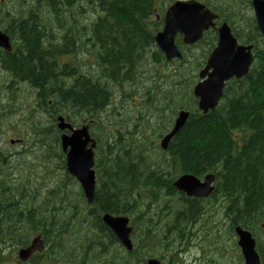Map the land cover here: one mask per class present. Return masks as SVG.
I'll return each instance as SVG.
<instances>
[{
	"label": "trees",
	"instance_id": "trees-1",
	"mask_svg": "<svg viewBox=\"0 0 264 264\" xmlns=\"http://www.w3.org/2000/svg\"><path fill=\"white\" fill-rule=\"evenodd\" d=\"M25 1L6 10L0 0L6 21L1 28L13 44L10 52L0 49V68L33 92L21 108L10 97L14 90L6 87L8 100L0 99V110L4 114L15 107L22 109L19 117L26 126V132L13 129L11 136L21 138L23 144L59 146L53 117L63 113L74 125L88 123L98 138L99 154L100 138L94 125L112 100V87L130 96L125 86L141 82V75L160 60L151 48L153 23L149 19L155 5L161 6L164 0H85L97 14L85 34L60 21L76 0ZM232 2L223 4L237 13L238 4ZM227 16L236 33L244 31V22L234 23L232 13ZM79 35H84V49L94 59L92 63L82 65L77 56ZM198 66L180 63L174 68L180 81L177 88L174 81L164 90L145 88L141 104L148 107L149 119L138 116L145 123L139 131L141 139L133 137L136 123L132 130L127 125L107 130L105 141L100 140L104 158L91 206L85 207L81 192L71 197L62 179L52 184L48 197L37 202L25 185L10 176L12 155L0 149V263L5 262L3 249L26 245L31 233H41L46 250L57 251L70 264H139L138 257L156 245L167 253L160 257L171 264L177 247L202 230L223 247L235 245L236 224L263 235L264 58L256 59L247 76L228 83L220 104L206 114L195 108L191 95V70ZM183 107L190 109V115L164 151L151 135L166 133ZM183 173L215 175L210 203L204 206L202 199H188L175 189L172 182ZM218 210L225 221L215 218ZM104 212L132 216V253L125 252L103 224ZM148 242L156 243L147 247ZM38 263L36 258L34 264Z\"/></svg>",
	"mask_w": 264,
	"mask_h": 264
},
{
	"label": "water",
	"instance_id": "water-1",
	"mask_svg": "<svg viewBox=\"0 0 264 264\" xmlns=\"http://www.w3.org/2000/svg\"><path fill=\"white\" fill-rule=\"evenodd\" d=\"M258 27L261 30L264 55V0L252 1ZM211 15L203 6L196 1H177L170 6L166 12L164 27L157 32L155 40L167 58L179 57L180 53L174 45V37L177 32L184 34L186 43L198 40L203 29L208 27L206 19ZM219 40L217 47L210 54L206 66L200 71V77L207 76L194 87V94L199 97L198 108L203 112L213 108L222 94L224 82L229 78L243 76L248 72L252 57L250 46L243 47L236 44L229 27L224 23L219 29ZM0 46L10 49L8 36L0 31ZM189 113L181 110L176 116L171 130L163 136L160 146L166 149L172 136L183 126ZM58 127L61 130L72 129L70 124L59 116ZM95 140L91 137L86 126L72 129L71 134L61 136V147L66 152V170L79 180L84 195L88 202L94 198V151ZM213 175H206L203 181L196 177L184 174L173 183L175 187L188 196L204 197L212 190L211 183ZM103 221L114 231L121 243L129 250L132 249L129 238L132 228L129 227L128 218L122 215L104 214ZM238 244L240 245L246 264H259V257L254 251V240L247 231L236 228ZM42 245L36 238L26 249H21L18 256L25 260L34 250H41ZM146 264H160L156 259H149Z\"/></svg>",
	"mask_w": 264,
	"mask_h": 264
},
{
	"label": "rangeland",
	"instance_id": "rangeland-1",
	"mask_svg": "<svg viewBox=\"0 0 264 264\" xmlns=\"http://www.w3.org/2000/svg\"><path fill=\"white\" fill-rule=\"evenodd\" d=\"M22 0H1L3 4L7 7L6 10L11 9L15 4ZM30 0H26L28 2ZM82 0L74 1L73 10L75 12L74 17H66V22L69 24L72 19L75 18L76 23L74 28L82 29V33H86L90 30L91 23L96 19L97 15L92 12V9L88 8L86 2L81 3ZM78 7V8H77ZM5 10V9H2ZM3 13L0 12V28L6 25V21L3 19ZM248 15H251V11L248 10ZM45 19H48L50 22L49 16L46 14ZM79 33V32H78ZM83 39V37H82ZM78 58L84 61L87 58V53L84 48L79 49ZM87 61V63H89ZM85 67V66H84ZM83 67V68H84ZM90 71V70H89ZM9 77L4 75V72L0 69V99L5 102L8 100L7 95V86H9ZM16 87L14 92L10 93V97L13 98V102L16 106L21 108L24 107L25 101L30 100L33 96V92L24 85H12ZM138 85L125 86L124 90L129 92L130 96L125 95L123 90L118 87H112L113 96L110 104L106 108L107 111L103 112L100 115V120L97 124L94 125V132L102 142L105 141V137L108 129H124V127L133 129L134 124L136 123V133L133 135L135 139H141L139 137L140 128H142L145 123L144 121L149 119L147 114V108L141 104V89L137 90L136 94H131V90H136ZM9 105H12V102L8 101ZM114 105L116 108V113L109 111V107ZM22 109L15 107L12 112L0 110V119L2 121L0 125V149L8 150L11 153V163L13 174L10 175L18 184L25 185L29 189V193L37 199V202L46 198L48 191L52 188L53 183L57 178H62L64 183L68 185L67 191L69 193L75 194L78 190L77 185L74 180L68 178V175L65 169L62 168V165L65 166V155L56 143H51L46 146H33L32 144L23 145V148H20L19 144L9 142L11 138V131L13 129H21L23 132H26V126L23 120L19 117V112ZM120 113L123 118L120 117L117 113ZM142 114L145 119L139 120L138 116ZM80 115V113H78ZM77 115V116H78ZM131 116L127 121H123L124 117ZM142 117V118H143ZM73 118L76 116L73 113ZM50 120V118H49ZM145 133V130H143ZM150 134V132H149ZM49 137L51 135H48ZM151 138L158 143V138H155V135H151ZM99 140V154L96 153V164H102V159L104 158V145ZM60 153V155H58ZM52 173L54 177H52ZM100 174V171H99ZM46 176L45 180L44 177ZM56 185V184H55ZM33 234L28 237V240L32 238ZM104 236V235H103ZM260 243L264 248V239L263 236H260ZM209 238H212L209 236ZM201 248L193 247L189 250L188 253L183 256L182 264H205L206 261V251H201ZM226 248H232V244L228 243ZM8 250V249H7ZM212 252L216 253V249L212 247ZM11 251V248H10ZM16 251V250H15ZM60 256V255H59ZM215 260H218V263L226 264L236 261L237 256L234 252H226L222 255L216 253L213 257Z\"/></svg>",
	"mask_w": 264,
	"mask_h": 264
},
{
	"label": "flooded vegetation",
	"instance_id": "flooded-vegetation-1",
	"mask_svg": "<svg viewBox=\"0 0 264 264\" xmlns=\"http://www.w3.org/2000/svg\"><path fill=\"white\" fill-rule=\"evenodd\" d=\"M173 1H175V0H173ZM172 1V2H173ZM201 1H204V0H201ZM210 1H212V0H210ZM210 5V4H209ZM215 11V10H214ZM228 11H229V9L227 8V7H225V9H223L222 11H221V13L219 14V17L217 18V20H214V22H215V26H213V28H210L208 31H206L205 33H204V35L206 34V36H208V38L210 39V41H209V44H212V43H214L216 40H217V37H218V31H217V27L221 24V23H223V22H225V21H227V20H224L225 18H226V16H227V13H228ZM217 12V11H216ZM156 19L159 21V22H161V19L163 20V14H158V16L156 17ZM228 22V21H227ZM229 23V22H228ZM230 24V23H229ZM230 26H231V28H232V31H233V33L235 34V31H234V29H233V27H232V25L230 24ZM253 27V29L255 28V26L253 25L252 26ZM249 28V26L247 27V29ZM257 28V27H256ZM258 30V29H257ZM237 37V36H236ZM0 264H2V263H0ZM3 264H22V263H20L19 261H17V260H15V261H13V262H11V263H7V262H3Z\"/></svg>",
	"mask_w": 264,
	"mask_h": 264
},
{
	"label": "bare ground",
	"instance_id": "bare-ground-1",
	"mask_svg": "<svg viewBox=\"0 0 264 264\" xmlns=\"http://www.w3.org/2000/svg\"><path fill=\"white\" fill-rule=\"evenodd\" d=\"M11 22H12V21H11ZM13 22H14V21H13ZM7 25H8V24H7ZM9 26H10V25H9ZM14 28H15V27H14ZM14 34H15V32H14ZM166 151H168V150H166ZM166 154H167V153H166ZM166 154H165V155H166ZM114 155H115V154H114ZM114 157H115V156H114ZM114 157L112 156V158H114ZM117 162H118V161H117ZM115 168H116V167H115Z\"/></svg>",
	"mask_w": 264,
	"mask_h": 264
}]
</instances>
